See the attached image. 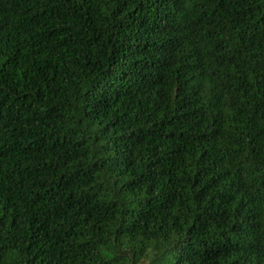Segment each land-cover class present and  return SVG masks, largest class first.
I'll use <instances>...</instances> for the list:
<instances>
[{
  "label": "trees",
  "instance_id": "trees-1",
  "mask_svg": "<svg viewBox=\"0 0 264 264\" xmlns=\"http://www.w3.org/2000/svg\"><path fill=\"white\" fill-rule=\"evenodd\" d=\"M0 264H264V0H0Z\"/></svg>",
  "mask_w": 264,
  "mask_h": 264
}]
</instances>
